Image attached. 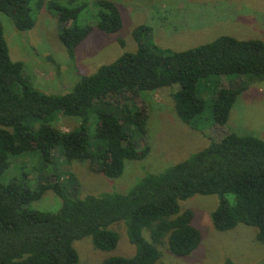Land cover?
Masks as SVG:
<instances>
[{"label": "trees", "instance_id": "1", "mask_svg": "<svg viewBox=\"0 0 264 264\" xmlns=\"http://www.w3.org/2000/svg\"><path fill=\"white\" fill-rule=\"evenodd\" d=\"M30 2L0 0V13L19 32L29 31L34 26ZM37 3L54 13L58 40L74 61L77 47L92 26H77L74 22L80 8L70 9L61 0ZM94 5L95 27L108 35L119 32L122 20L117 6L108 0H97ZM148 32L146 26L137 27L132 34L135 52H125L82 77L63 95H48L30 85L21 62L11 61L0 23V178L14 159L25 155H37V167L49 170L46 179L38 176L35 186L30 184V173L36 167L20 179L0 183V264H78L73 243L88 237L98 251H113L118 236L110 228L120 222L135 254L110 257L101 264H156L159 247L178 258L189 256L201 236L192 226V212L181 211L179 202L195 195L217 197L211 213L216 231L226 232L242 224L255 228V241L264 245V141L256 137L225 134L164 171L146 174L127 194L80 198L68 192L60 180L56 154L66 164L95 161L99 172L109 179L122 175L126 161H140L145 156V151L137 150L132 131L145 134L147 113L117 111L113 103L120 97L178 87L171 94L178 119L202 131L204 103L196 96L198 82L212 77L264 78L261 40L220 36L184 51H172L159 49L147 37ZM244 90L238 85L218 89L212 102L213 124L227 123ZM60 117L81 122L62 132L53 126ZM91 118L93 145L88 132ZM46 191L61 201L57 212L30 208Z\"/></svg>", "mask_w": 264, "mask_h": 264}, {"label": "rangeland", "instance_id": "2", "mask_svg": "<svg viewBox=\"0 0 264 264\" xmlns=\"http://www.w3.org/2000/svg\"><path fill=\"white\" fill-rule=\"evenodd\" d=\"M37 1L30 2L34 19L31 30L19 32L2 13L0 23L11 61L21 62L23 75L30 85L48 95H63L82 77L94 74L125 52H135L137 45L132 34L139 26L149 28L147 37L161 50L184 51L220 36L264 42V0H108L117 6L122 20L121 30L110 35L95 27L94 2L97 0H61L62 5L70 9L80 8L74 22L77 26H92L71 61L58 40L54 13L44 5L39 8ZM253 79L245 76L212 77L198 82L196 96L204 103L199 124L202 131L193 130L178 119L171 95L178 87L144 92L136 97H120L113 103L117 111L144 110L147 113L145 134L141 136L132 131L137 150L145 151V156L140 161H126L122 175L109 179L99 172L95 161L66 164L56 154L55 168L60 180L66 183L68 192H75L80 198L104 193L127 194L146 174L160 173L230 132L264 141V78ZM235 85L243 86L245 90L232 106L227 123L223 126L213 124L212 102L218 89ZM80 122L79 118L60 117L53 126L69 132ZM88 132L93 145L92 118ZM37 157L34 154L14 159L0 183L20 179L24 173L28 175L32 167L36 168L30 173L31 186L37 184L39 175L46 179L49 170L37 167ZM217 203L216 196L199 195L179 202L181 211L192 212V226L200 233V243L189 256L182 258L171 255L166 247H159L161 256L156 264H226V261L231 264H263L264 245L255 241V228L239 224L226 232L214 229L211 213ZM60 205L59 198L46 191L30 208L52 213L57 212ZM110 229L118 236L113 251H98L88 237L73 243L79 257L78 264H101L110 257L131 258L135 254L134 246L126 238L123 223H115ZM144 238L148 240L146 232Z\"/></svg>", "mask_w": 264, "mask_h": 264}]
</instances>
